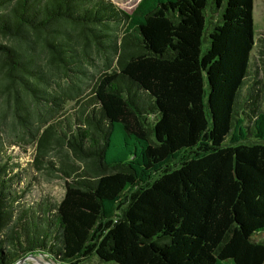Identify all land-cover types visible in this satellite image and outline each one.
Listing matches in <instances>:
<instances>
[{"label": "trees", "instance_id": "obj_1", "mask_svg": "<svg viewBox=\"0 0 264 264\" xmlns=\"http://www.w3.org/2000/svg\"><path fill=\"white\" fill-rule=\"evenodd\" d=\"M252 11L0 0V264H264V111L237 112ZM31 141L38 171L80 163L59 155L57 203L25 199L8 151Z\"/></svg>", "mask_w": 264, "mask_h": 264}, {"label": "rangeland", "instance_id": "obj_2", "mask_svg": "<svg viewBox=\"0 0 264 264\" xmlns=\"http://www.w3.org/2000/svg\"><path fill=\"white\" fill-rule=\"evenodd\" d=\"M112 4L120 8L121 10L130 13L134 7L137 5L139 0H109ZM253 32H254V47L251 52L250 68L249 74L245 81V86L241 90L239 96V103L237 107V112L239 114H251L250 107L253 101L257 100V105L255 111H264V0H253ZM252 92L254 97L253 100L245 105L247 99V93ZM74 105L73 102H66L64 104V113L62 115H71L72 112L77 111L80 106ZM74 108V111H73ZM62 120V119H58ZM57 121V120H56ZM30 139V138H29ZM37 143L34 141L31 143L27 142L24 145L18 147H12L9 149L15 161L20 165L22 173L25 175L22 183L28 185V192L26 193V201H34L40 198H47L51 203H57L63 196L64 193V181L65 178L58 171V168L63 167L61 164V156L65 160V165L73 163L74 166L80 163H74L71 159L72 156L68 152L65 155L61 153L49 152L47 155L48 159L43 161L44 169L41 167V171L34 169L31 163L34 161L36 155ZM59 155L60 158H59ZM48 160L53 164H48ZM71 160V161H70ZM93 160L87 159L85 162L86 166H92ZM46 256V255H45ZM49 260V259H48ZM52 262L51 260H49ZM54 263V262H52ZM28 264H33V262H28ZM57 264V263H54ZM83 264H114V263H99L97 258H92Z\"/></svg>", "mask_w": 264, "mask_h": 264}, {"label": "water", "instance_id": "obj_3", "mask_svg": "<svg viewBox=\"0 0 264 264\" xmlns=\"http://www.w3.org/2000/svg\"><path fill=\"white\" fill-rule=\"evenodd\" d=\"M43 253H38L35 255L29 254L21 259H19L16 263L14 264H28V262H33V264H54L52 263L53 261L46 255ZM51 260L52 262H50L49 260Z\"/></svg>", "mask_w": 264, "mask_h": 264}]
</instances>
